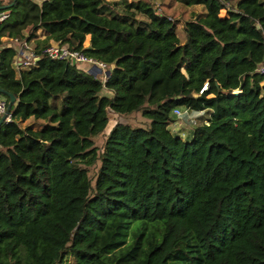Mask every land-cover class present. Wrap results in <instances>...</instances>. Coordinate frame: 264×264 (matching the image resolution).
I'll use <instances>...</instances> for the list:
<instances>
[{
  "label": "trees",
  "instance_id": "obj_1",
  "mask_svg": "<svg viewBox=\"0 0 264 264\" xmlns=\"http://www.w3.org/2000/svg\"><path fill=\"white\" fill-rule=\"evenodd\" d=\"M1 10L0 264H264V0ZM51 44L113 68L101 83ZM176 107L202 112L185 138Z\"/></svg>",
  "mask_w": 264,
  "mask_h": 264
},
{
  "label": "built area",
  "instance_id": "obj_2",
  "mask_svg": "<svg viewBox=\"0 0 264 264\" xmlns=\"http://www.w3.org/2000/svg\"><path fill=\"white\" fill-rule=\"evenodd\" d=\"M7 18V14L5 12H0V22ZM24 46V45H23ZM43 54H47L52 59L57 60H65L72 63H86L90 66H97V68L100 70L99 73L100 77L99 80L101 83L105 82L108 75H105V71L108 69V65L104 62L94 60L93 58L86 56L83 52L79 50H69L65 46H57L55 44H51L49 46H46L42 49ZM30 61H24L22 63L23 66H27ZM256 72L264 78V62L258 64L256 68ZM207 87L206 83L202 85L198 93H201L205 88ZM6 101L3 97L0 96V117L4 114L5 108H6ZM188 110L180 109L178 107L172 109L171 115L175 118H179L183 114H185ZM190 112V111H188ZM5 121L9 120L8 114L4 118Z\"/></svg>",
  "mask_w": 264,
  "mask_h": 264
},
{
  "label": "rangeland",
  "instance_id": "obj_3",
  "mask_svg": "<svg viewBox=\"0 0 264 264\" xmlns=\"http://www.w3.org/2000/svg\"><path fill=\"white\" fill-rule=\"evenodd\" d=\"M151 1H152V3L156 4L157 6H162V4L165 2L167 3L168 0H151ZM173 8H175L174 18H179L180 20H182V19H185L186 17H188L187 15H185V13L181 14L180 9H178V7L176 5H174ZM191 10H193L192 12L198 11V8L191 9ZM187 11H188V9H187ZM176 35L181 41L184 40L183 32L181 30V22H180V24H178L176 26ZM180 109L184 110L183 108H180ZM196 116H198V115L192 114V113L187 111L185 114H183L179 118L172 117L173 123L169 128H170V130H172V132L178 134L180 137L185 138L187 136L189 130H190V127L194 126L193 124L200 121V119ZM114 118L115 117L111 116V119H110L111 123H113V121L115 120ZM140 119L141 118L138 114H133V115L127 116V121L131 124H138ZM108 126L110 127L111 125H108ZM101 141H102L101 138L96 139L95 140L96 145H100ZM91 171H93V169H91Z\"/></svg>",
  "mask_w": 264,
  "mask_h": 264
},
{
  "label": "crops",
  "instance_id": "obj_4",
  "mask_svg": "<svg viewBox=\"0 0 264 264\" xmlns=\"http://www.w3.org/2000/svg\"><path fill=\"white\" fill-rule=\"evenodd\" d=\"M9 0H0V4H6ZM34 2L36 3H40L42 0H33ZM109 1H113V0H109ZM1 12H5L7 13L6 11H2ZM178 25V24H177ZM38 33H41L40 31H38ZM179 39V38H178ZM180 42H182L180 39H179ZM13 45H15V47L18 49V52L20 54V57H17V60H18V65H21V67H25L22 65V63L24 61H31L33 56L29 50V47L26 46H22L20 43H15L13 42ZM56 45V44H55ZM83 45L87 48L88 47V35L85 36V40L83 42ZM80 69L86 71L88 73L89 69L91 68V66L89 64H86V63H81V64H78V66ZM110 67V65H108V68ZM90 74V73H89ZM91 75V74H90ZM93 76V75H92ZM95 77H97L99 79L100 77V74H95ZM190 113L192 114H197L198 116L196 117H199V115L202 113V112H199V111H190ZM173 117V116H172ZM191 129V127H190ZM186 132V131H185Z\"/></svg>",
  "mask_w": 264,
  "mask_h": 264
},
{
  "label": "water",
  "instance_id": "obj_5",
  "mask_svg": "<svg viewBox=\"0 0 264 264\" xmlns=\"http://www.w3.org/2000/svg\"><path fill=\"white\" fill-rule=\"evenodd\" d=\"M90 47L88 46L87 49H89ZM113 68V64L110 65V67L105 71V75H109L111 69ZM100 70L97 68V66H91V68L89 69L88 73H90L91 75L95 76L96 73H99ZM0 94H5L4 90L0 88ZM8 101H7V105L5 108V112L4 114L0 117V122H2L5 118V116L8 114L9 109L11 107V105L14 102V96L10 93H8L7 95ZM45 144V143H44Z\"/></svg>",
  "mask_w": 264,
  "mask_h": 264
}]
</instances>
